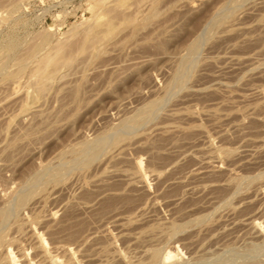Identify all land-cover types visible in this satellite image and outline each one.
Instances as JSON below:
<instances>
[{
  "label": "rangeland",
  "instance_id": "rangeland-1",
  "mask_svg": "<svg viewBox=\"0 0 264 264\" xmlns=\"http://www.w3.org/2000/svg\"><path fill=\"white\" fill-rule=\"evenodd\" d=\"M263 63L264 0H0V264H264Z\"/></svg>",
  "mask_w": 264,
  "mask_h": 264
},
{
  "label": "bare ground",
  "instance_id": "bare-ground-1",
  "mask_svg": "<svg viewBox=\"0 0 264 264\" xmlns=\"http://www.w3.org/2000/svg\"><path fill=\"white\" fill-rule=\"evenodd\" d=\"M236 1H237V0H236ZM242 1H244V0H242ZM228 3H229V2H228ZM232 3H233V5H234V2L229 3V5L232 4ZM240 3H241V2H240ZM229 5H228V6H229ZM234 6H235V5H234ZM234 6H232V7H234ZM225 7H226V6H225ZM232 7H231V8H232ZM222 8L224 9V7H222ZM231 8L229 7V9H231ZM237 8H239V7H237ZM218 9H219V8H218ZM218 9H217V10H218ZM229 9H227V10H229ZM220 10H222V9H220ZM220 10H219V11H220ZM230 11H231V10H230ZM232 12H233V11H232ZM215 13H216V12H215ZM215 13H214V14H215ZM217 16H219V15H217ZM224 16H225V15H224ZM212 17H213V15L211 16V18H212ZM229 17H230V15H229ZM211 18H210V19H211ZM213 18H214V17H213ZM213 18H212V19H213ZM215 18H216V16H215ZM226 18H227V17H226ZM216 19H217V18H216ZM218 20H219V19H218ZM220 20H222V19L220 18ZM220 20H219V21H220ZM207 21H208V20H207ZM209 21H210V20H209ZM214 22H218V21L214 20ZM211 23H213V22H211ZM219 23H220V22H219ZM214 24H215V23H214ZM216 24H217V23H216ZM216 24H215V25H216ZM212 25H213V24H212ZM220 25H221V24H220ZM207 26H208V25H207ZM218 26H219V25H218ZM207 28H208V27H207ZM211 28H212V27H211ZM218 28H219V27H218ZM218 28H217V29H218ZM212 29H213V28H212ZM209 30H210V29H209ZM88 31H89V30H88ZM205 31H206V30H205ZM212 31H213V30H212ZM207 32H208V31H207ZM207 32H205V34H206ZM86 33H87V32H86ZM209 33H211V31H210ZM207 34H208V33H207ZM211 34H212V33H211ZM208 35H209V34H208ZM208 35H207L206 37H208ZM212 35H213V34H212ZM212 35H211V36H212ZM197 37H198V36H197ZM197 37H196V38H197ZM201 37L203 38V36H201ZM202 38H201V39H202ZM208 38H209V37H208ZM194 39H195V38H194ZM197 39H198V38H197ZM205 39H207V38H205ZM42 40H43V39H42ZM202 40H203V39H202ZM202 40H199V43H200ZM194 42H195V41H194ZM197 44H198V41H197V43H196L195 45H197ZM10 45H11V44H10ZM193 46H194V45H193ZM198 46H199V44H198ZM191 47H192V46H191ZM38 48H39V47H37V50H36V51L39 50ZM198 48H199V47H198ZM7 49H8V48H7ZM16 49H17V48H16ZM16 49H14V50H16ZM18 49H19V48H18ZM40 49H41V47H40ZM192 49H193V48H192ZM196 49H197V48H196ZM32 50H34L33 52H36L34 47H33ZM32 50H31V51H32ZM190 50H191V49H190ZM6 51H8V50H6ZM16 51H17V50H16ZM194 51H196V50L194 49ZM46 52H47V51H46ZM190 52H191V51H190ZM192 52H193V51H192ZM37 53H38V52H36L35 55H37ZM11 55H12V52H11ZM35 55L32 56V57L34 58ZM42 55H43V54H42ZM189 55H190V54H189ZM192 55H193V53H192ZM6 56H7V55H6ZM28 56H29V54H28ZM43 56H44V57H43ZM43 56H42V59L39 57V58H40L39 60H41V62L38 63L39 65L41 64V65H40V68H39V65H38V67L35 65V66L37 67V70H35L36 73H37V74L35 73V74L37 75V77L35 76L34 73H33L34 75H32L33 77H36V78H37V79H36L37 81L31 76V78H33V79L36 81V82L33 81V83H32V85L34 84V87H35V88L33 87L34 91L36 92L35 95L37 94V92H40V93H41V91L43 90V92L41 93V96H42V94L45 92L44 90L47 89L46 87L49 85V84H48L49 80H50V81L53 80L52 77L54 78V75L60 70V68H61L62 66H64V68H67V67H68L67 64H70L69 62H68L67 64H65L66 62H65L64 60H62V58H61V59L56 58V57H55L56 54H54V53H53V54H50V53H49V54H47V55L45 54V55H43ZM183 56H184V55H183ZM187 56H188V55H187ZM26 57H27V56H26ZM230 57H231V56H230ZM7 58H8V57H7ZM13 58H14V57H13ZM30 58H31V56H30ZM10 59H11V58H10ZM28 59H29V57H27V60H28ZM184 59H185V58H184ZM184 59H183V60H184ZM191 59H193V58H191ZM191 59H188V63H189V62H192V61H189V60H191ZM194 59H196V58L194 57ZM258 59H259V58H258ZM8 60H9V59H8ZM24 60H25V61H24ZM30 60H31V59H30ZM5 61H6V60H5ZM5 61H4V62H5ZM21 61H22V62L24 61V62L21 64V65L23 66V64L26 63V59L24 58V59L21 60ZM21 61H20V63H21ZM174 61H175V60H174ZM178 61H179V60H178ZM180 61H181V60H180ZM186 61H187V60H186ZM186 61H185V62H186ZM195 61H196V60H195ZM242 61H243V60H242ZM4 62H3V63H4ZM29 62H30V61H28L27 63H29ZM183 62H184V61H183ZM229 62H230V61H229ZM229 62H228V63H229ZM231 62H232V61H231ZM27 63H26V65H27ZM186 63H187V62H186ZM188 63H187V66L189 67ZM261 63H262V62H261ZM189 64H190V63H189ZM192 64H193V63H192ZM253 64H254V63H253ZM263 64H264V63H263ZM3 65H5V64H3ZM3 65H2V66H3ZM70 65H71V64H70ZM73 65H74V64H73ZM73 65H72V66H73ZM183 65H185V63H184ZM190 65H191V64H190ZM0 66H1V65H0ZM19 66H20V65H19ZM19 66H18V67H19ZM22 66H21V68L19 67L20 70H24V68H25V64H24V68H23ZM65 66H67V67H65ZM74 66H75V65H74ZM181 66H182V65H181ZM187 66H186V67H187ZM260 66H261V65H260ZM26 67H27V66H26ZM75 67H76V66H75ZM186 67H185V68H186ZM192 67H193V66H192ZM19 68H18V69H19ZM32 68H33V67H32ZM38 68H39V69H38ZM72 68H73V67H72ZM181 68H182V67H181ZM183 68H184V67H183ZM190 68H191V67H189V69H190ZM255 68H256V67H255ZM187 69H188V68H187ZM1 70H2V69H0V73H2ZM70 70H71V69H70ZM174 70H175V69H174ZM176 70H177V68H176ZM179 70H180V69H179ZM192 70H193V69H192ZM33 71H34V69H33ZM181 71H182V70H181ZM5 72H6V71H5ZM72 72H74V71L72 70ZM175 72H176V71H175ZM177 72H178V71H177ZM184 72H185V71H184ZM65 73H66V72H65ZM65 73H64V74H65ZM179 73H180V72H179ZM182 73H183V72H182ZM183 74H184V73H183ZM183 74H182V75H183ZM0 75H1V74H0ZM2 75H3V74H2ZM7 75H8V74H7ZM58 75L60 76L61 74H58ZM62 75H63V74H62ZM62 75H61L60 77H62ZM68 75H69V74H68ZM176 75H178V74H175V76H176ZM59 76H58V78H59ZM64 76H65V75H64ZM64 76H63V77H64ZM178 76H180V75H178ZM184 76H187V75H184ZM188 76H189V75H188ZM191 76H192V75H191ZM55 77H56V76H55ZM173 77H174V74H173ZM176 77H177V76H176ZM180 77H182V76H180ZM180 77H178V79H180ZM2 78H3V76H2ZM58 78H57V79H58ZM65 78H66V77H65ZM67 78H68V77H67ZM33 79H32V80H33ZM51 79H52V80H51ZM169 79H170V78H169ZM174 79H175V78H173V80H174ZM176 79H177V78H176ZM28 80H29V79H28ZM28 80H27V81H28ZM30 80H31V79H30ZM32 80H31V81H32ZM60 80H61V79H60ZM183 80H184V79H183ZM47 81H48V82H47ZM58 81H59V80H58ZM61 81H62V80H61ZM176 81H177V80H176ZM179 81H180V80H178V82H179ZM185 81H186V80H185ZM29 82H30V81H29ZM29 82H28V83H29ZM34 82H35V83H34ZM46 82H47V83H46ZM167 82H169V81H167ZM210 82H211V81H210ZM30 83H31V82H30ZM49 83H50V82H49ZM59 83H60V82H59ZM173 83H174V82H173ZM179 83H180V82H179ZM47 84H48V85H47ZM171 84H172V83H170V85H171ZM174 84H175V83H174ZM174 84H172V85H174ZM180 84H181V83H180ZM180 84H179V85H180ZM45 85H47V86H45ZM170 85L168 84V86H170ZM179 85H178V86H179ZM210 85H211V84H210ZM226 86H227V85H226ZM30 87H32V86H30ZM171 87H172V86H171ZM171 87H169V88H170V89H169V92H170V90H171ZM179 87H180V86H179ZM52 88H53V87H52ZM172 88H173V87H172ZM176 89H177V88H176ZM176 89H175V90H176ZM180 89H181V88H180ZM180 89H178V90H180ZM161 90H162V89H161ZM172 90H173V89H172ZM47 91H48V90H47ZM252 91H253V90H252ZM257 91H258V90H257ZM165 92H166V91H165ZM171 92H172V91H171ZM45 93H46V92H45ZM166 94H168V93L166 92ZM166 94H165V95H166ZM38 95H40V94H38ZM170 96H171V95H170ZM172 96H173V95H172ZM35 97H36V96H35ZM37 98H38V97H37ZM37 98H36V99H37ZM164 98H165V97H164ZM40 99H41V98H40ZM159 100H160V98H159ZM161 100H162V99H161ZM166 100H167V99H166ZM34 101H35V99H34ZM34 101H33V102H34ZM157 102H159V101H157ZM148 103H149V102H148ZM148 103H147V104H148ZM150 103H151V102H150ZM155 104H156V103H155ZM30 105H31V104H30ZM33 105H34V104H33ZM143 105L145 106L144 108H146V104L144 103ZM151 105H152V103H151ZM148 106H150V105H148ZM152 106H153V105H152ZM26 107H27V106H26ZM150 107H151V106H150ZM28 108H29V107H27V108L25 109V111L28 110ZM147 108H148V107H147ZM147 108H146V109H147ZM157 108H158V107H157ZM159 108H160V106H159ZM31 109H32V108H31ZM34 109H35V107H34ZM34 109H33V110H34ZM128 109H129V108H128ZM135 110H136V109H135ZM151 110L153 111V109H151ZM22 111L25 112L24 110H22ZM22 111H21L20 113H22ZM132 111H133V110H132ZM132 111H131V112H132ZM157 111H158V110H157ZM20 113H19V116H21ZM133 113H134V112H133ZM141 113H142V112H141ZM141 113H139V114H141ZM23 114H24V113H23ZM116 114H117V113H116ZM126 114H127V113H126ZM134 114H135V113H134ZM143 114H146V113H143ZM149 114H150V113H149ZM146 115H147V114H146ZM146 115L144 116L145 118L148 116V115H147V116H146ZM213 115H214V114H213ZM133 116L135 117V115H133ZM137 116H138V115H137ZM150 116H151V115H150ZM130 117H131V116H130ZM134 117H133L132 119H125L124 121L122 120V121H123V122H122V125H123L122 127L125 126V127H129V129H131L130 126L133 125L134 122H135V124H137V123H136L137 120L134 121ZM144 117H143V118H144ZM152 117H154V115H153ZM34 118H35V117H34ZM127 118H128V117H127ZM30 119H31V117H30ZM121 119H122V118H121ZM123 119H124V118H123ZM135 119H136V118H135ZM151 119H152V118H151ZM24 120H25V119H24ZM138 120H139V119H138ZM141 120H142V119H141ZM144 120H146V119H144ZM19 121H21V120H19ZM144 122H145V121H144ZM147 122H148V121H147ZM147 122H146V123H147ZM119 123H120V122H118V124H119ZM118 124H117L115 127H117ZM111 125H112V124H111ZM141 125H142V124H141ZM119 127H120V124H119ZM119 127H118V128H119ZM132 127H134V126H132ZM135 127H136V126H135ZM110 128H111V127H110ZM173 128H174V127H173ZM111 129L114 130V126H113V128H111ZM111 129H110V130H111ZM122 129H123V128H122ZM122 129H121V130H122ZM129 129H125V130H129ZM132 129H133V128H132ZM117 130H118V129H117ZM117 130H115V131L117 132ZM119 130H120V128H119ZM134 130H135V129H134ZM107 132H108V131H107ZM107 132H106V133H107ZM113 132H114V131H113ZM125 132H126V131H125ZM129 132H130V131H129ZM111 133H112V132H111ZM119 133H120V132H119ZM119 133H117V134H119ZM121 133H123V131H122ZM130 133H131V132H130ZM130 133H129V134H130ZM109 134H110V133H109ZM112 134H113V133H112ZM112 134H111V135H112ZM114 134H115V133H114ZM114 134H113V135H114ZM123 134H124V133H123ZM111 135H110V139H111V138L113 139V137H112L113 135H112V136H111ZM119 135H120V134H119ZM105 136H106V135H105ZM108 136H109V135H108ZM117 136H118V135H117ZM106 137H107V136H106ZM118 137H119V136H118ZM118 137H117V138H118ZM97 138H98V137H97ZM108 138H109V137H108ZM121 138H122V137H121ZM103 139H104V138H103ZM93 140H94V139H93ZM108 140H109V139H108ZM118 140H119V139H117V141H118ZM110 142H111L110 144H112V140H111ZM122 142H123V141H122ZM79 143H80V142H79ZM84 143H85V142H84ZM84 143H83V146L81 145V148L79 149V151L82 152V153H85V156H86V155L88 156V154H86V152L89 151V147H90V146L87 147L89 144L86 146V145H84ZM91 143H92V142H91ZM91 143H90V144H91ZM99 143H100V141H99ZM103 143H105V142L103 141V142L100 143V144L103 146ZM106 143H109V141L106 142ZM106 143H105V144H106ZM81 144H82V143H81ZM86 144H87V142H86ZM94 144H95V143H93L92 145H94ZM92 145H91V147H92ZM95 145H97V142H96ZM98 145H99V144H98ZM209 145H210V144H209ZM107 146H108V145H107ZM109 146H110V145H109ZM210 146H211V145H210ZM105 147H106V146H105ZM87 148H88V150L85 152V150H86ZM73 149H75V148H73ZM73 149H71V150H73ZM75 150H76V149H75ZM94 150H95V149H94ZM96 150H97V148H96ZM77 151H78V150H77ZM98 151H99V150H97V152H98ZM101 151H104V150L102 149ZM101 151H100V152H101ZM64 152H65V151H64ZM226 152H228V150H227ZM68 153H69V152H68ZM93 153H94V152H93ZM213 153H214V152H213ZM224 153H225V152H224ZM224 153H223V154H224ZM228 153H229V152H228ZM69 154H70V153H69ZM73 154H74V151H73ZM80 154H81V153H80ZM74 155H75V154H74ZM83 155H84V154H83ZM101 155H102V154H101ZM89 156H90V155H89ZM91 156H92V154H91ZM93 156H98V155H93ZM99 156H100V155H99ZM78 157H79V155H78ZM80 157H82V156H80ZM64 158H65V157H64ZM75 158H76V157H75ZM93 158H95V157H93ZM215 158H216V157H215ZM215 158H214V159H215ZM84 159H85V158H84ZM88 159H89V158H88ZM95 159H96V158H95ZM95 159H94V160H95ZM206 159H207V158H206ZM57 160H58V159H57ZM64 160H66V159H64ZM80 160H81V159H80ZM89 160H91V159H89ZM73 161H74V160H73ZM81 161H82V160H81ZM85 161H87V160H85ZM91 161H92V160H91ZM214 161H215V160H214ZM77 162H78V161H77ZM209 162H210V161H209ZM54 163H55V162H54ZM66 163H68V162H66ZM72 163H73V162H72ZM75 163H76V162H75ZM51 164H52V162H51ZM59 164H60V163L58 162V165H59ZM68 164H69V163H68ZM60 165H61V164H60ZM82 165H83V164H82ZM84 165H85V164H84ZM72 166H73V165H72ZM78 167H79V166H78ZM44 168H45V167H44ZM44 168H43V170H44ZM53 168H54V167H53ZM50 169H51V167H50ZM56 169H57V168H56ZM61 169H62V167H61ZM47 170H48V168H47ZM79 170H81V169L79 168ZM49 171H50V170H49ZM63 171H64V169H63ZM66 171H67V170H65V172H66ZM58 172H59V171H58ZM58 172H57V174H58ZM68 172H69V170H68ZM70 172H71V170H70ZM138 172H139V171H138ZM35 173H37V172H35ZM35 173H34V174H35ZM44 173H45V172H44ZM66 173H67V172H66ZM40 174H41V173H40ZM47 174H48V173H47ZM47 174H46V175H47ZM61 174H62V173H61ZM125 174H126V173H125ZM140 174H141V173H140ZM32 175H33V173H32ZM36 175H37V174H36ZM38 175H39V174H38ZM63 175H64V174H63ZM123 175H124V174H123ZM34 176H35V175H34ZM140 176H142V175H140ZM41 177H44V176H41ZM41 177H40V175H39V179H40ZM126 177H127V176H126ZM126 177H125V178H126ZM142 177H143V176H142ZM254 177H255V176H254ZM131 178H133V177H131ZM134 178H135V177H134ZM240 178H241V177H239V179H240ZM251 178H252V177H251ZM35 179H37V178H35ZM42 179H43V178H42ZM42 179H41V180H42ZM126 179H127V178H126ZM140 179H142V178H140ZM233 179H234V178H233ZM236 179H237V178H236ZM241 179H242V178H241ZM243 179H244V178H243ZM243 179H242V180H243ZM256 179H257V178H256ZM258 179H259V177H258ZM29 180H30V179H29ZM31 180H33V179H31ZM37 180H38V179H37ZM37 180H36V181H37ZM249 180H250V179H249ZM249 180H248V181H249ZM254 180H255V179H254ZM24 181H25V180H24ZM27 181H28V178H27ZM53 181H54V180H53ZM128 181H129V180H128ZM233 181H234V180H233ZM233 181H232V182H233ZM51 182H52V181H51ZM54 182H55V181H54ZM232 182H230V183H232ZM235 182H236V181H235ZM235 182H234V183H235ZM238 182H239V181H238ZM242 182H243V181H242ZM29 183H30V182H29ZM39 183H40V181H39ZM42 183H43V181H42ZM44 183H45V181H44ZM47 183H48V182H47ZM240 183H241V182H239V184H240ZM30 184H31V183H30ZM236 184H237V183H236ZM248 184H249V183H248ZM33 185H34V184H33ZM35 185H36V184H35ZM241 185H242V184H241ZM25 186H26V185H25ZM23 187H24V185H23ZM23 187H22V188H23ZM27 187H28V186H26V188H27ZM36 187H37V186H36ZM36 187H35V188H36ZM28 188H30V185H29ZM35 188H33L34 191H35ZM41 188H42V187H41ZM234 188H235V187H234ZM239 188H240V187H239ZM239 188H238V189H239ZM30 189H31V188H30ZM30 189H29V191H30ZM238 189H237V190H238ZM17 190H18V189H17ZM22 190H23V189H22ZM25 190H26V189H25ZM25 190H23V191H25ZM234 190H236V189H234ZM20 191H21V190H20ZM31 191H32V190H31ZM31 191H30V192H31ZM34 191H33V192H34ZM36 191H37V188H36ZM10 192H11V191H10ZM13 192H14V191H13ZM30 192H29V193H30ZM234 192H235V191H234ZM15 193H17V191H16ZM19 193H20V192H19ZM34 193H35V192H34ZM31 194H32V193H31ZM16 196H17V194H16ZM16 196H15V197H16ZM34 196H35V195H34ZM10 197H11V196H10ZM28 198H29V194H27V193H21V194H19V195L16 197V199L13 198V199H15V203H13V204H14V206H15L16 208H19V209H20V207H23V205L25 206V203H26V201H28ZM227 199H228V198H227ZM227 199H226V200H227ZM2 201H3V200H2ZM2 201H1V202H2ZM224 201H225V200H224ZM4 202H5V200H4ZM13 202H14V200H13ZM222 202H223V201H222ZM11 203H12V202H10L9 204H11ZM223 203H224V202H223ZM13 204H12V207H13ZM3 205H4V204H3ZM4 207H5V206H4ZM6 207L8 208V206H6ZM10 207H11V206H10ZM10 207H9V208H10ZM9 208H8V209H9ZM23 208H24V207H23ZM5 209H6V208H5ZM10 209H11V208H10ZM10 209H9V211H11ZM13 209H14V208H13ZM21 209H22V208H21ZM9 211H8V214H10V213L13 212V211H12V212H9ZM17 213H18V212H17ZM6 214H7V211H6V210H4V209L0 210V221H1V223H2V221H4L5 217H7ZM21 214H22V213H21ZM15 217H16V216H15ZM20 217H21V216H20ZM10 218H11V217H10ZM27 218H28V217H27ZM6 219H7V218H6ZM8 220H9V219H8ZM201 220H202V219H201ZM201 220H200V221H201ZM200 221H199V223H200ZM202 221H203V220H202ZM204 221H205V220H204ZM16 223H17V221H16ZM26 223H27V221H26ZM188 223H189V222H188ZM5 224H7V223H5ZM189 224H190V223H189ZM196 224H197V223H196ZM250 224H251V223H250ZM14 225H15V224H14ZM252 225H253V224H252ZM2 226H3V225H2ZM17 226H18V225H17ZM17 226H16V227H17ZM30 226H31V225H30ZM179 226H180V225H179ZM171 227H173V226H171ZM175 227H176V226H175ZM253 227H254V226H253ZM12 228H13V227H12ZM177 228H179V227H177ZM30 233H31V232H30ZM175 233H176V232H175ZM35 235H36V234H35ZM1 237H2V235H1ZM1 237H0V240H1ZM35 238H36L37 241H38V248H39L40 251H41V253H39V252H37V253L41 254V255L43 256V258L45 259V261L47 260V261H49V262H52L53 264H57V263H56V260H58V259L55 260V259H53V256H51V255L49 256V255L46 253V250H45V248H44V241L42 240V238H41V237H35ZM35 242H36V241H35ZM5 243H6V242H5ZM38 248L36 247V248H35V251H39ZM258 248H259V247H258ZM255 249H256V248H255ZM255 249H254V250H255ZM251 251H252V250H251ZM153 253H154V252H153ZM157 254H158V253H157ZM167 254H169V253H167ZM5 256H6V255H5ZM42 256H40V257H42ZM7 257H8V260L10 261V264H14V263H15V261H14L15 257H14V255H13V253H12L11 251L8 252ZM152 258H153V260H151V261H156V260H157V255L154 253V254L152 255ZM40 260H41V259H40ZM3 261H4V260H3ZM6 261H7V259H6ZM41 261H42V260H41ZM43 262H44V261H43ZM3 263H4V262H3ZM5 264H6V263H5ZM15 264H16V263H15Z\"/></svg>",
  "mask_w": 264,
  "mask_h": 264
}]
</instances>
